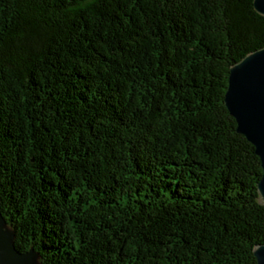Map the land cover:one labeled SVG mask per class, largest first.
<instances>
[{
    "label": "trees",
    "instance_id": "trees-1",
    "mask_svg": "<svg viewBox=\"0 0 264 264\" xmlns=\"http://www.w3.org/2000/svg\"><path fill=\"white\" fill-rule=\"evenodd\" d=\"M254 0H0V196L39 264H256L261 161L225 106Z\"/></svg>",
    "mask_w": 264,
    "mask_h": 264
},
{
    "label": "water",
    "instance_id": "water-1",
    "mask_svg": "<svg viewBox=\"0 0 264 264\" xmlns=\"http://www.w3.org/2000/svg\"><path fill=\"white\" fill-rule=\"evenodd\" d=\"M258 13L264 15V0H254ZM225 106L235 118L237 132L255 147L261 161L262 176L258 182L259 202L264 206V47L249 52L230 67ZM15 231L1 211L0 196V264H39L34 248L17 249ZM256 264H264V244L255 246Z\"/></svg>",
    "mask_w": 264,
    "mask_h": 264
}]
</instances>
